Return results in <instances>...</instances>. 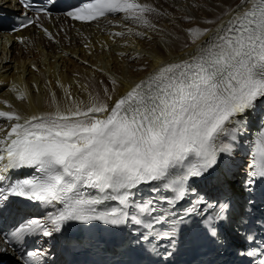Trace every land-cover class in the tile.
Returning <instances> with one entry per match:
<instances>
[{
	"label": "snow or ice",
	"instance_id": "6c2138e0",
	"mask_svg": "<svg viewBox=\"0 0 264 264\" xmlns=\"http://www.w3.org/2000/svg\"><path fill=\"white\" fill-rule=\"evenodd\" d=\"M19 2L35 11L36 20L41 13L51 15L46 4ZM217 7L223 9L219 16L201 21L215 24L214 29L184 30L196 45L193 53L160 62L122 94L118 81L109 77L112 88L103 87L102 95L89 92L86 100L64 89L63 105L53 93L49 111L22 116L0 110V119L7 122L0 123V203L18 197L42 209L5 234V245L15 250L29 237H53L69 222L131 224L138 242L169 241L152 249L168 264L178 233L193 220L219 243L221 229L233 223L230 200L206 198L190 181L211 175L222 155H233L248 129V113L264 102V0ZM154 12L140 0H80L63 15L90 22L120 13L124 20L155 27L147 18ZM36 20L25 14L20 28ZM247 156L246 178L240 183L251 197L254 185L264 181V125ZM245 205L234 221V231L245 241L240 255L252 258L247 264H264V219L253 215L251 198ZM8 254V247L0 248V257ZM47 254L42 247L25 249L15 264H43Z\"/></svg>",
	"mask_w": 264,
	"mask_h": 264
},
{
	"label": "bare ground",
	"instance_id": "6f19581e",
	"mask_svg": "<svg viewBox=\"0 0 264 264\" xmlns=\"http://www.w3.org/2000/svg\"><path fill=\"white\" fill-rule=\"evenodd\" d=\"M140 2L157 9L147 16L155 27L124 20L120 13L88 24H77L63 16L46 18L40 15L39 20L35 19L36 24L18 33L0 36L3 39L0 43V110H15L22 116L49 111L53 93L63 105L64 89H68L74 98L86 100L89 92L102 95L103 87L111 89L109 77L118 81V92L122 94L151 73L160 62L186 59L185 54L193 53L196 45L191 43L184 30L189 27L214 29L215 24L203 25L201 21L219 16L223 9L217 7L218 4L227 6L238 0ZM185 16L191 19L185 20ZM221 19L227 20L228 17L222 16ZM44 29L53 39H49ZM117 32L123 35H115ZM137 32L143 36L136 35ZM21 44L26 50L15 48ZM43 53L47 59L42 58ZM43 59L48 60L47 63H43ZM21 92L24 99H17ZM262 106L264 102L257 108ZM254 111L248 113L247 119H254ZM0 123L7 122L0 119Z\"/></svg>",
	"mask_w": 264,
	"mask_h": 264
},
{
	"label": "rangeland",
	"instance_id": "374dc122",
	"mask_svg": "<svg viewBox=\"0 0 264 264\" xmlns=\"http://www.w3.org/2000/svg\"><path fill=\"white\" fill-rule=\"evenodd\" d=\"M46 38H47V37H46ZM52 39H53V38H52ZM1 40H3V39H0V43H1ZM57 44H59V42H57ZM15 48H17V49L19 48V50H20V49H22V50L25 49V50H26V46H24L23 44H21L20 47L17 46V47H15ZM17 49H14V51L17 52ZM42 56H43L42 58H46V59H47L45 53H43ZM46 59H43V60H44L43 63H47L48 60L46 61ZM56 65H57V67H58L59 63L56 62ZM9 70H11V69H9ZM9 70H8V72H9Z\"/></svg>",
	"mask_w": 264,
	"mask_h": 264
}]
</instances>
